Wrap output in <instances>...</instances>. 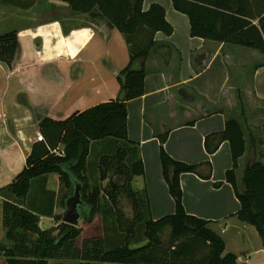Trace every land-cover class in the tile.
<instances>
[{
	"label": "crops",
	"instance_id": "1",
	"mask_svg": "<svg viewBox=\"0 0 264 264\" xmlns=\"http://www.w3.org/2000/svg\"><path fill=\"white\" fill-rule=\"evenodd\" d=\"M153 3L164 7L173 27L170 35L156 32L154 40L170 44L172 54L166 62L160 54L150 53L144 94L127 101L128 136L139 144L144 163V174L135 177L133 186L147 189L154 220L175 213L160 157V136L167 133L164 147L171 157L211 164L210 178L196 173L180 176L186 212L209 221L224 240L225 253L236 255V264H264L262 237L253 224L237 217L240 202L226 180L233 165L230 142L223 141L212 154L205 148L206 136L223 131L229 119L241 123L246 152L236 174L243 191L239 170L250 141L256 149L246 126L264 119V52L192 36L189 16L178 11L173 0H143V9ZM6 8L9 5L0 4L2 16ZM16 10L24 15L45 13L48 19L37 33L25 31V26L16 29L19 52L11 67L0 61V187L24 169L42 119L63 120L118 98L122 92L118 74L130 61L122 32L104 19L76 14L65 1L38 0L28 9ZM9 24L0 17V34ZM258 141L264 148L263 140ZM257 148L255 160L264 164V150ZM4 235L3 226L0 240Z\"/></svg>",
	"mask_w": 264,
	"mask_h": 264
},
{
	"label": "trees",
	"instance_id": "2",
	"mask_svg": "<svg viewBox=\"0 0 264 264\" xmlns=\"http://www.w3.org/2000/svg\"><path fill=\"white\" fill-rule=\"evenodd\" d=\"M33 1L0 0L21 9L32 7ZM61 1L67 2L76 14L104 19L123 33L130 61L118 78L126 97L99 103L63 120L44 118L39 122L45 141L34 144L24 169L12 182L0 187L3 226L6 239L11 242L0 243V255L7 264H49L53 259L67 264H236V255L225 253L224 240L209 227V221L188 214L184 208L180 176L196 173L210 178V162L192 164L171 157L164 147V133L160 136V157L164 179L175 201V213L154 220L147 189L136 190L133 186L135 177L144 174V163L139 144L128 136L127 101L144 94L145 63L150 53L160 54L166 62L171 57V45L154 40L158 31L167 35L173 31L164 7L153 3L144 10L143 0ZM173 3L178 11L189 16L192 36L264 52V0ZM142 34L148 35L144 41L139 40ZM19 49L16 29L0 34V61L11 67ZM225 140L230 142L233 159L226 180L240 202L236 215L253 224L264 243V164L253 161L250 168H245L244 189L240 191L236 170L239 158L246 152V141L238 120L229 119L223 131L208 134L206 151L216 152ZM107 143L116 146L103 149ZM60 146L63 154L57 153ZM203 167L207 168L205 173ZM48 173H57L67 189L64 208L75 185L81 184L86 204L82 208L84 219L92 223L101 215V235L86 238L78 245L83 228L61 221V215L56 216L61 221L58 225L40 227V212L25 204L32 181ZM123 197L131 204V216L121 207Z\"/></svg>",
	"mask_w": 264,
	"mask_h": 264
},
{
	"label": "rangeland",
	"instance_id": "3",
	"mask_svg": "<svg viewBox=\"0 0 264 264\" xmlns=\"http://www.w3.org/2000/svg\"><path fill=\"white\" fill-rule=\"evenodd\" d=\"M13 1H16V0H13ZM20 1H23V0H20ZM37 1L38 0H34L33 2L36 3ZM0 4L2 3L0 2ZM16 9H18V7H15L14 5H9V8L4 9L7 11L6 14L4 16L0 14V17H2V19L4 20L6 19V22L10 23L7 31L12 30V29H18L20 27L25 26V28H23L25 31L32 30V32L37 33L38 31L37 29H40L41 27H43L47 22L48 18L45 13H40L37 15V13L33 11V12L26 13L24 15V13H19L18 10ZM26 19H30L29 26L27 25L28 21L26 22ZM144 38H148V35L142 34L139 40L144 41ZM240 105H243L242 100H241ZM241 110L244 113L246 111L245 106H243ZM246 132L250 134L251 139L254 137L253 143H255L256 149H252L251 147L252 142L250 141L248 143L249 148H248V152L246 155V158H247L246 162L245 164H243L242 168L239 170V174L240 175L243 174V177H244V171H245L248 160H251V158L253 157L254 159H257V154H258L257 147L263 148L258 143L259 142L258 140H263L264 142V119H262V121L257 120V121H253L252 123H247ZM115 146H116L115 144L113 145V144L107 143L102 148L106 149V148H112ZM60 147H59L60 149H57V153L63 154L64 152L63 147L62 146ZM254 155H256V158ZM243 177H242V181H243ZM104 184H106V181L104 182ZM92 185H94V182ZM67 193H68L67 189L61 182L59 175L57 176V173H48L32 181L31 188H30L27 200H26L27 204L25 205L40 212L39 214L41 216L40 227L42 229L52 228L54 227L55 223L58 225L61 221H63V220L61 221L56 220V216L63 215V212L65 210L63 206V198ZM121 207L123 211L126 213V215L128 216L132 215L131 204L129 200L126 199L125 197H123L121 200ZM41 213H44V214H41ZM78 226L83 228V232L80 238L78 239V245H81V242L84 239L90 238L95 235L102 234V227H103L102 216L97 215L92 223H88L83 217L80 220ZM2 227H3V203L2 201H0V232L2 231ZM139 233L140 234L143 233V228H140ZM0 243H7L8 245H11V242L6 239L5 235L3 236V239L0 240ZM65 263H67V261H60V260H55V259L50 261V264H65ZM0 264H7L5 257L3 255H0Z\"/></svg>",
	"mask_w": 264,
	"mask_h": 264
},
{
	"label": "water",
	"instance_id": "4",
	"mask_svg": "<svg viewBox=\"0 0 264 264\" xmlns=\"http://www.w3.org/2000/svg\"><path fill=\"white\" fill-rule=\"evenodd\" d=\"M135 67H138V64H136ZM125 77H123V82ZM126 97V90H122V92L119 95L120 100H124ZM254 157L251 158V160H248L246 164V168H250L252 162L254 161ZM85 202L82 199L81 195V184L77 183L75 185V188L73 192L69 195V197L66 199V205L65 210L62 215V220L65 223L78 226L80 220L84 217L82 208L85 207Z\"/></svg>",
	"mask_w": 264,
	"mask_h": 264
},
{
	"label": "built area",
	"instance_id": "5",
	"mask_svg": "<svg viewBox=\"0 0 264 264\" xmlns=\"http://www.w3.org/2000/svg\"><path fill=\"white\" fill-rule=\"evenodd\" d=\"M36 140L45 141L44 135L41 133V131H38Z\"/></svg>",
	"mask_w": 264,
	"mask_h": 264
}]
</instances>
